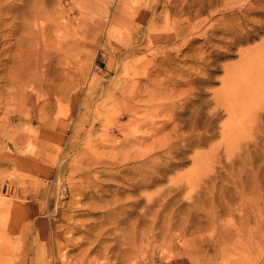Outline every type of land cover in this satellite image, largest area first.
<instances>
[{
	"label": "rangeland",
	"instance_id": "1",
	"mask_svg": "<svg viewBox=\"0 0 264 264\" xmlns=\"http://www.w3.org/2000/svg\"><path fill=\"white\" fill-rule=\"evenodd\" d=\"M1 1L38 58L0 78V264L264 262V0Z\"/></svg>",
	"mask_w": 264,
	"mask_h": 264
},
{
	"label": "bare ground",
	"instance_id": "2",
	"mask_svg": "<svg viewBox=\"0 0 264 264\" xmlns=\"http://www.w3.org/2000/svg\"><path fill=\"white\" fill-rule=\"evenodd\" d=\"M11 1V0H10ZM37 1V0H36ZM3 2V0L1 1V3ZM9 2V1H8ZM7 2V3H8ZM34 2H35V0H34ZM33 2V3H34ZM4 3H6V1L4 2ZM22 3V2H21ZM14 4V3H13ZM16 4V3H15ZM35 5H37L36 3H34ZM1 5V4H0ZM4 4H2V6H3ZM17 5V4H16ZM20 5V4H19ZM34 5V6H35ZM9 6V5H8ZM33 6V8H39V5L36 7H34ZM11 7V6H10ZM29 7V6H28ZM6 8H8V7H5V9ZM13 8V7H12ZM17 8V7H16ZM30 8V7H29ZM32 8V9H33ZM41 8V7H40ZM38 9V12H36L34 15L36 16L37 15V13L39 14V17H40V11H41V9ZM43 8V7H42ZM9 9V8H8ZM2 10V9H1ZM0 10V12H2ZM31 10V9H30ZM34 10H37V9H33V10H31V11H29L30 13L32 12V11H34ZM11 12V11H10ZM29 12H27L28 14H30ZM3 13V12H2ZM14 15H15V13L14 12H12ZM42 13H43V11H42ZM12 14V15H13ZM18 13H16V16H18L19 17V15H17ZM33 14V13H32ZM45 14V13H44ZM10 15V14H9ZM48 15V13H46L45 15H44V17L46 16V17H49V15ZM25 16V15H24ZM33 17V19L35 18H37V17ZM3 17V16H2ZM9 17V16H8ZM22 17H23V14H22ZM22 17H21V19H22ZM30 17H32V16H30ZM45 17V18H46ZM57 17L58 16H55L54 17V21H55V28L53 29L52 28V31L53 32H55V41L56 42H58V44H59V42L61 43V40H66L67 39V35L65 34V33H62L61 32V34H59L58 33V31H57V26H58V24H57ZM17 17H15V19H16ZM20 18V17H19ZM18 18V19H19ZM41 18V17H40ZM45 18H43L45 21H46V19ZM12 20H13V18H11ZM20 19V20H21ZM30 20V19H29ZM28 20V21H29ZM44 20H41L40 21V23H41V27H42V25L44 24ZM15 21H17V20H15ZM19 21V20H18ZM36 21V20H35ZM4 23V25H5V22L6 21H4V20H0V23ZM12 22V21H11ZM51 22V21H50ZM1 23V24H2ZM26 23H28V22H26ZM26 23H24L23 24V22H19L18 24L20 25L18 28H17V32L18 31H20V33L18 34V36H16V37H13L14 39V45L12 44V41L11 42H9V44L7 45V44H4L5 46H3L2 48V51H0V73H1V77L0 78H2V80H3V82H4V84L6 85V84H11L12 82H15L17 85V88H16V90H15V93H16V96H19V97H23V95L25 94L26 95V93H25V91H24V86H25V83H26V81L23 79L24 77H25V72L29 69V65L30 64H32V66H34V63H32V62H34V58L37 60V58H36V55H34L33 53L34 52H32V54L29 52V48L31 49L32 47H30L29 46V48H26L25 46H27V45H25V35L27 34V32H26V34L24 35V28H25V25H27ZM29 24V23H28ZM33 24H34V26H33ZM31 26L32 27H34L33 28V30L32 31H30V35H29V37H31V38H33L34 40H31L32 42H33V48L34 49H36V53L38 52V49H39V47H40V45L42 44L43 46H45V41H46V38L44 37V35H45V33H43V36H42V38H38V36L36 35V31L38 30V29H40L38 26H39V24L37 25L36 23H33ZM48 24H49V22H48ZM7 25V24H6ZM51 25H52V22H51ZM2 26H3V24H2ZM13 26V25H12ZM50 26V25H49ZM53 26V27H54ZM13 27H15V26H13ZM7 28H8V26H7ZM44 28H45V26H44ZM27 29V28H26ZM30 30V29H29ZM44 31V30H43ZM51 31V30H50ZM7 32V31H6ZM46 32V31H45ZM8 35H12V30L8 33ZM28 37V38H29ZM28 38H27V40H28ZM31 38H29V40L31 39ZM2 39H3V41L4 42H6L7 41V39L5 38V33H4V35H2ZM41 43V44H40ZM27 44V43H26ZM7 45V46H6ZM15 47V51H16V53H14V54H10V52L7 50V48H11V47ZM43 46H41V47H43ZM45 47H43L42 49H44ZM13 51V50H12ZM11 51V52H12ZM2 52H3V54H2ZM14 52V51H13ZM12 52V53H13ZM11 57H13V58H11ZM34 57V58H33ZM12 62H14L15 63V65L13 64H11ZM30 62V63H29ZM32 69V68H31ZM30 71V70H29ZM30 74V73H29ZM27 78V77H26ZM28 79V78H27ZM5 85H4V87H5ZM6 88V87H5ZM1 90V89H0ZM3 92V91H2ZM24 95V96H25ZM2 98V97H1ZM2 100V99H1ZM0 100V101H1ZM3 101V100H2ZM1 101V102H2ZM1 102H0V104H1ZM131 104V103H130ZM66 111V110H65ZM136 111V110H135ZM133 113V112H132ZM135 114V113H134ZM150 177V176H149ZM146 178H148V177H146L145 176V179ZM149 179V178H148ZM148 179H146V182H149L148 181ZM141 180V179H140ZM139 180V181H140ZM150 180V179H149ZM137 181V180H136ZM152 181V180H151ZM135 182V181H134ZM145 182V183H146ZM157 212V211H156ZM155 212V213H156ZM258 215H260V216H258ZM163 219H162V222L164 223V230H162L161 231V233L162 234H166V235H168V237H169V239H172V237H173V234L170 232V229H171V227H172V224L169 222V219L171 218V213H165L163 216ZM213 222H214V218L211 220H209V223H211L210 225H212L213 224ZM209 223H208V225H209ZM234 224H236V226H240V227H242L243 228V230L245 231V233H243L242 232V235L243 236H245V237H248V235H250L251 234V232L250 231H248L247 230V226H245V224L246 223H251L252 225H253V228H254V230H253V238L255 239V241H256V244H257V247L259 248V249H261L262 247H264V234H262V232H264V209H262V210H260L259 212H257V210H254L253 208H250V209H248L247 211H241V215L237 218V220L235 221V222H233ZM233 224V225H234ZM213 227H219V226H217V225H212ZM181 229V232H182V230L184 229V226H182V228H180ZM167 231H168V233H167ZM162 234H161V237H162ZM240 234V233H239ZM238 234V235H239ZM259 234H262L261 236L259 235ZM180 237V236H179ZM163 238V237H162ZM234 238H236V237H234ZM164 239V238H163ZM167 239V240H166ZM166 239H164V243L166 244L167 243V245H168V238H166ZM223 241V240H222ZM239 247H241V245L240 244H238V243H236ZM255 246V245H254ZM210 251H212V258L209 260V262L210 263H212L213 264V258H219V261H218V263L219 264H231V262H230V254L229 253H227V252H225V253H217L214 249H211ZM262 258H264V257H262ZM232 264H236V263H232ZM244 264H249V263H244ZM260 264H264V262H262V263H260Z\"/></svg>",
	"mask_w": 264,
	"mask_h": 264
}]
</instances>
